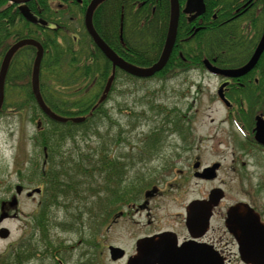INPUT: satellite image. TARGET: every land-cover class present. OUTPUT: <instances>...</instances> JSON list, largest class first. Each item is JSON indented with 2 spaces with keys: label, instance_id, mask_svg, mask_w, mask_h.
<instances>
[{
  "label": "rangeland",
  "instance_id": "obj_1",
  "mask_svg": "<svg viewBox=\"0 0 264 264\" xmlns=\"http://www.w3.org/2000/svg\"><path fill=\"white\" fill-rule=\"evenodd\" d=\"M50 4L54 6L55 2L50 1ZM71 13L70 8L64 14L66 24L69 20L65 15ZM75 19L70 25L72 30L79 29V35H84L81 10L77 11ZM74 24L78 27L74 28ZM216 85V79L194 83L186 73L148 80L119 73L98 114L85 126L75 129L70 125H51L26 95L21 101L4 92L0 111V232H6L7 237H0V264H16L14 258L18 251L31 255L22 264H125L127 256L134 252L136 236L152 228L143 230L141 224L132 225L129 221L106 227L105 222L101 223L105 217L99 214L95 217L90 204L105 200L111 186L98 179L96 185L98 191H102L92 195L94 183L92 185L91 180L97 175L85 176L78 171L87 168L92 172V151L104 145L114 158L121 151L128 152L127 177L130 180L143 175L147 178L146 173L153 172L154 165L147 166L136 158L144 156L147 160L150 143L152 147H162L161 151L172 145L176 139L172 132L187 128V113L193 114L189 123H195L199 133L217 134V121L208 122L209 118L219 119L223 115L220 104L212 103ZM15 104L21 107L14 110ZM46 140L54 150L50 153L53 160L45 168ZM202 159L209 164L218 157L209 148V153H202ZM222 159L226 176L233 178L227 169L230 158ZM248 174L244 179L241 177L240 183L238 177L241 188L226 176L221 177L225 180L221 188L226 190L230 200L239 202L246 197V187L252 182ZM72 177L81 185L77 189L80 188L82 194L65 197L57 186L65 185ZM54 180L57 183L52 190ZM38 188L44 190L42 195L27 197L28 192ZM208 188L189 180L177 194L174 191L172 196L153 201L150 206L157 216L152 223L155 230L176 229L173 226L180 222L183 206ZM13 199L15 205H11ZM255 199L264 203L261 196ZM217 226L218 223H213L215 229ZM47 244L50 249H46ZM108 246L121 248L126 257L112 261Z\"/></svg>",
  "mask_w": 264,
  "mask_h": 264
},
{
  "label": "flooded vegetation",
  "instance_id": "obj_2",
  "mask_svg": "<svg viewBox=\"0 0 264 264\" xmlns=\"http://www.w3.org/2000/svg\"><path fill=\"white\" fill-rule=\"evenodd\" d=\"M61 1L56 4L60 10L65 8L63 5H72L67 27L72 31L70 25L76 20L77 11L79 13L82 8L86 10L91 0ZM186 1L178 0L179 18L172 50V53L177 51L176 55L186 65L175 66L173 75L186 73L194 83L205 79L217 80L212 103L220 104L223 115L219 119L209 118L208 122L217 121L219 130L217 134L199 133L195 123H189L193 114L187 113V128L172 132L176 137L172 145L163 147L165 151H161L162 147H152L150 143L147 146V160L144 156L136 158L147 166L154 165V171L146 173L147 178L144 175L132 180L127 177L130 165L128 152L121 151L114 158L104 145L95 148L90 163L92 176L98 177L93 176L91 180L92 185L94 183L92 195L102 191H98V179L102 184L110 185L111 191L105 200L93 201L90 204L93 211L91 208L90 211L95 217L97 214L105 217L101 223L105 222L106 227L129 221L132 225L141 224L143 230L152 228V231L136 236L134 252L127 256L126 262L135 255L138 241L166 234L171 240L170 244L177 248L190 245L208 250L211 247L225 264H245L232 233L238 231V227L247 228L252 224L264 228V203L255 199L261 196L264 200V50L257 62L243 74L227 72L243 70L254 56L264 31V15L261 14L264 0H218L211 16L207 13L205 0L201 14H185ZM182 26L185 30L180 34ZM75 33L79 39V29ZM183 50L186 51L187 60L183 58ZM214 70L218 72H212ZM119 73L116 70L114 81ZM102 95V91L97 94L91 111L99 112L103 102L98 107V101ZM209 148L215 151L218 159L207 164L203 162L202 153H209ZM52 149L54 147L44 149L45 168L53 160L50 156ZM227 157L230 158L227 169L233 178L226 176L221 162L222 158L225 160ZM247 174L251 175L252 182L246 187V197L239 202L230 200L226 190L221 188V185H225L221 177L226 176L237 188H241L237 179L239 177L240 183L241 177L244 179ZM189 180L209 188L201 190L197 197L183 206L180 222L173 226L176 229L155 230L152 223L157 216L150 204L164 196H172L174 191L177 194ZM215 222L218 223L217 229L213 227ZM220 233L221 236L217 235ZM110 247L113 246H108V252ZM125 257L123 251V257L116 261Z\"/></svg>",
  "mask_w": 264,
  "mask_h": 264
},
{
  "label": "trees",
  "instance_id": "obj_3",
  "mask_svg": "<svg viewBox=\"0 0 264 264\" xmlns=\"http://www.w3.org/2000/svg\"><path fill=\"white\" fill-rule=\"evenodd\" d=\"M50 1L55 2V5L51 6ZM65 1L74 2V0ZM217 1L205 0L209 16L214 13L213 7ZM61 2V0H29L24 3L33 16L48 23L44 27L26 22L19 12V4L0 0V63L14 42L33 39L40 43L43 48L39 75L41 97L46 106L60 116L86 117V121L80 125L69 122L64 124L75 129L80 128L78 126H85L98 113L96 110L91 111V108L111 74V63L94 46L86 33L78 39L74 30H67L68 24L64 22L63 17L68 11L67 8H71L72 5H63L65 8L60 10L56 4ZM75 5L74 3V7ZM84 10L82 8V12ZM169 12V0H107L96 8L92 23L100 38L119 57L127 63L144 68L154 64L161 54L168 29ZM262 13L264 15V11ZM67 16L69 15H65V18ZM184 30V26L180 27V34ZM211 37L210 40H213ZM176 52L171 54L164 69L157 74L158 77L171 76L175 66L186 65ZM35 53L34 48L25 47L13 57L6 75L4 92L16 96L17 100H21L26 95L36 108L31 92V70ZM182 53L183 58L187 60L186 51L183 50ZM66 98H74V100ZM15 106L17 107H13L14 110L21 107L20 104ZM49 122L53 126L63 125ZM44 146L47 150L53 147L49 148L47 140ZM78 173L92 176V172L87 168H81ZM56 180L51 183L52 190L56 188ZM78 184L79 182H75L72 177L65 185L57 188L65 197H76L82 194L81 189H77L81 187ZM47 248L50 249V244L46 245ZM28 256L31 255L29 253L22 255L18 251L14 258L16 264H22Z\"/></svg>",
  "mask_w": 264,
  "mask_h": 264
},
{
  "label": "water",
  "instance_id": "obj_4",
  "mask_svg": "<svg viewBox=\"0 0 264 264\" xmlns=\"http://www.w3.org/2000/svg\"><path fill=\"white\" fill-rule=\"evenodd\" d=\"M11 3L20 4L19 12L22 17L31 24H39L41 26H46L47 23L41 19L34 17L29 9L23 5L29 0H8ZM107 0H91L89 3L85 14H84V27L93 41L94 45L101 51L104 57L111 63L112 74L108 78L103 95L98 101V104L102 103L110 90L111 84L114 79L115 70L118 68L126 74L138 78V79H148L155 74L161 72L166 66L171 52L173 50L178 18H179V4L178 0H169L170 3V14L168 30L163 45L162 52L158 60L149 67H138L130 63H127L122 58H120L113 50H111L104 41L99 37L95 31L92 23L93 14L96 8ZM204 10L203 0H187L183 12L185 14H190L192 12H197V16L201 14ZM24 47H33L36 49V55L32 66L31 72V92L36 101V104L40 111L50 120L56 123H67L70 121L74 124H79L85 121L84 117L76 118H65L59 116L52 112L44 103L39 89V71L40 63L43 56V49L41 45L32 39H22L12 44L6 51L5 55L0 64V111L3 106L4 101V82L10 66V62L18 50ZM264 50V31L256 48L254 56L251 58L250 62L240 71H230L228 74H243L248 71L258 60L260 54ZM207 65V64H206ZM212 72H218L214 70ZM40 193L39 189H34L27 193V197L33 194ZM16 201L13 199L11 205H15ZM236 232H233V236L239 246V254L242 261L245 264H264V228L252 224L247 228L238 227ZM0 237L6 238L7 233L3 234L0 232ZM170 239L167 235H157L152 238L143 239L136 244V253L134 256L130 257L126 264H224L222 258L211 248L209 249H199L192 247L190 245L182 246L177 248L170 244ZM109 255L112 261H116L123 257V251L121 249L109 248Z\"/></svg>",
  "mask_w": 264,
  "mask_h": 264
}]
</instances>
